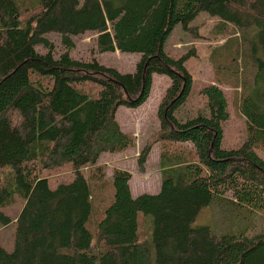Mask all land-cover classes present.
<instances>
[{
	"label": "trees",
	"instance_id": "obj_1",
	"mask_svg": "<svg viewBox=\"0 0 264 264\" xmlns=\"http://www.w3.org/2000/svg\"><path fill=\"white\" fill-rule=\"evenodd\" d=\"M204 11L223 20L224 33L226 24L246 31L245 40H228L220 55L226 67L237 61L227 79L246 137L236 147L221 145L230 114L219 85L202 89L206 112L177 115L192 88L185 67L190 54L169 55L166 40L178 24L189 30ZM86 32L96 34L99 52L138 53L136 70L122 72L95 56L73 58V38ZM50 33L61 36L59 55ZM258 47L264 49V0H0L3 224L12 219L2 209L24 199L14 249L0 246V264H264V61L255 56ZM154 74L170 79L158 106L160 160L169 155L165 143L191 144L197 160H162L160 190L135 196L130 170L114 168L107 176L99 162L105 152L135 146L118 122V108L146 103ZM150 147L143 146L137 160L142 169ZM67 161L73 180L51 188L45 171ZM107 183L113 189L108 200L100 192ZM216 196L228 200L242 223L232 233L192 225ZM140 213L152 216L151 242L140 238ZM93 214L96 232L88 227Z\"/></svg>",
	"mask_w": 264,
	"mask_h": 264
},
{
	"label": "rangeland",
	"instance_id": "obj_2",
	"mask_svg": "<svg viewBox=\"0 0 264 264\" xmlns=\"http://www.w3.org/2000/svg\"><path fill=\"white\" fill-rule=\"evenodd\" d=\"M223 20L218 16L200 12L196 19L190 24L189 30L182 28L181 24L174 27V30L168 40H166V51L173 57H180L184 54H190L186 61V66L192 75V88L184 104L179 106L177 115L180 119H187L196 116L201 112L207 111V98L201 93L202 89L209 84H217L222 87L229 100L230 117L224 122V136L221 145L226 148L236 147L245 140L246 122L242 116L238 105L236 104L238 96L232 91V83H228L227 73L233 71L237 61H233L232 66H224L225 63L220 60L221 52L226 50L231 41L245 40L246 31L226 24L227 32H223ZM225 28V27H224ZM48 37L54 42L55 53L59 55L65 50L62 45L61 36L57 33H50ZM74 48L71 50L73 58L88 60L91 57L98 58L103 63L114 66L122 72H133L141 56L138 53L124 52H99L97 50L96 34L86 32L73 38ZM248 43V42H247ZM249 44V43H248ZM250 45V44H249ZM249 47V46H247ZM40 52H45L46 47L39 46ZM255 56L264 61V49L258 47ZM192 52V53H191ZM169 77L163 74H154L152 80L153 86L150 97L146 103L138 108H118L117 118L125 131H128L135 137V146L121 153L102 154L100 164L105 165L107 176H111L114 168H124L130 170L133 175L130 182L134 195L144 192L155 193L160 189L162 183V160L180 159L197 160L195 149L191 144L165 143L169 155L162 160L163 147L160 142H155L157 131L160 128L159 108L164 93L170 85ZM243 117V118H242ZM147 144L152 145L151 152L148 155L143 169L137 161L142 147ZM178 153V154H176ZM260 156L264 158V150H259ZM178 155V156H177ZM170 162H168L169 164ZM59 169L46 170L45 176L49 178L51 188H56L59 183H69L73 180L71 172V162L67 161ZM9 169V167H8ZM100 189L102 195L108 200L111 198L113 189L109 183ZM230 195V194H228ZM104 200V199H103ZM99 201V200H98ZM97 202V201H96ZM24 199L15 198V202L2 210L12 221L9 224H3L0 220V246L8 251H13L15 243L16 217L19 216L23 208ZM98 203V202H97ZM110 204V203H109ZM108 204V205H109ZM230 205V204H229ZM228 200L222 196H216L213 202L200 210L193 226H209L216 235H224L234 232L235 228L241 227L242 223L238 222L237 214L230 210ZM231 206V205H230ZM98 213L101 208H98ZM98 217L92 215V221L88 227L94 229L95 221ZM245 228L251 225L250 218L243 219ZM140 238L141 240L151 242L153 238V222L150 214L140 213Z\"/></svg>",
	"mask_w": 264,
	"mask_h": 264
},
{
	"label": "crops",
	"instance_id": "obj_3",
	"mask_svg": "<svg viewBox=\"0 0 264 264\" xmlns=\"http://www.w3.org/2000/svg\"><path fill=\"white\" fill-rule=\"evenodd\" d=\"M160 190V189H159ZM156 193V192H155ZM136 196V195H135Z\"/></svg>",
	"mask_w": 264,
	"mask_h": 264
}]
</instances>
